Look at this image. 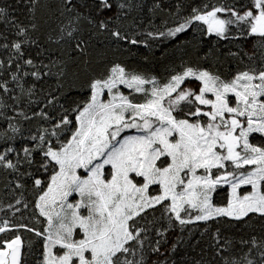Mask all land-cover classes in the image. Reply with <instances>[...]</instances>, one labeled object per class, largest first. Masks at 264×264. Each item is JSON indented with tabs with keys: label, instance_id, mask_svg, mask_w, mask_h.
<instances>
[{
	"label": "snow or ice",
	"instance_id": "6c2138e0",
	"mask_svg": "<svg viewBox=\"0 0 264 264\" xmlns=\"http://www.w3.org/2000/svg\"><path fill=\"white\" fill-rule=\"evenodd\" d=\"M27 3V25L10 19L8 9L0 7V23L10 25L20 38L11 44H0V48H11L20 59L24 45L40 47L34 36L38 25L31 22L40 0ZM133 7L138 5L131 0H60L54 8L50 6L61 23L48 39L52 40L54 35L56 43L75 40L71 51L86 55L91 38L86 40L83 35V25L87 24L92 34L108 33L115 42L147 46V40L129 39L118 26L120 19L127 17L124 10ZM218 13H225L227 18ZM194 21L203 22L208 34L221 39L230 38V25L246 26L248 36L261 38L259 66L255 52L244 53L249 65L230 79L210 68L182 66V71L173 69L175 74L161 84L155 75L113 62L88 79L84 86L90 95L86 101L78 102L68 99L80 80L81 68L75 57L53 58L48 64L41 62L40 67L32 58L24 60L35 70L23 72V76L31 75L35 80L54 76V92L59 93L45 95L47 105L60 109L54 121L46 111L33 113V117L52 122L51 129L41 128L32 134L31 147L18 150L9 145L0 153V165L18 173L22 163L29 167L37 165V171H51L47 181L36 178L33 182L39 193L35 208L47 221L43 231L26 224L16 226L34 231L43 239L39 264H169L177 244L173 242L170 248L162 250L168 229L155 228L156 221L147 220L148 210L157 205L170 224L174 217L181 226L216 217L240 221L250 213L264 216V146L250 142L253 133L264 136V0H250L247 6L238 8L223 4L211 10L207 5L203 10L193 8L192 14L182 18L176 27L166 32L148 31L146 37L176 36ZM229 55L237 57L239 53ZM12 63L10 57L8 64ZM83 63L87 65L88 61ZM3 65L0 60V68ZM15 67L19 73L21 65L17 63ZM16 73L12 74L13 80L21 79ZM186 78L200 82L198 92L181 88ZM6 84L0 83L5 92ZM120 85L142 94L143 102H134L132 93L125 95ZM20 87L23 89L22 84ZM34 87L28 88L29 94ZM105 94L108 99L102 98ZM61 98L64 104L59 103ZM31 118L24 115V119ZM13 119L9 117L8 128L0 130V139L14 141L20 133ZM66 130L71 135L65 138ZM127 130L135 132L125 134ZM9 131L12 135H8ZM12 152L17 153L15 163L7 158V153ZM245 166H251V170H244ZM214 169L220 174H214ZM220 184L231 188L226 206L213 203V193ZM242 185L250 186L251 191L239 194L237 190ZM22 186L17 183V187ZM153 190L156 194H152ZM73 194L79 197L75 201L70 200ZM189 210L198 214L192 216ZM4 223L0 233L8 230L9 222ZM153 230L158 237L154 243ZM214 239L216 255L223 264H264V239L241 240V245L251 247L240 257L224 255L232 242L225 239L221 243L218 230ZM22 244L20 235L0 241V264H22ZM254 249L258 260L249 258ZM195 264L203 262L197 260Z\"/></svg>",
	"mask_w": 264,
	"mask_h": 264
},
{
	"label": "trees",
	"instance_id": "16d2710c",
	"mask_svg": "<svg viewBox=\"0 0 264 264\" xmlns=\"http://www.w3.org/2000/svg\"><path fill=\"white\" fill-rule=\"evenodd\" d=\"M92 0H88L91 3ZM127 3L128 0H123ZM132 9H125L126 18H121L118 26L121 31H126L129 39L136 38L147 40V46L140 43L132 45L127 41L115 42L108 33L92 34L88 30L87 24L83 25V35L89 43L86 55H78L71 51V45L75 40L65 39L61 43L55 42V36L49 40L48 35L61 23L58 14L54 15L51 8H54L60 0H40V7L35 13V22L39 31L34 36L39 39L40 47L35 45H24V56L17 58V54L11 49L0 48V60L4 62L3 68H0V83L7 82L8 89L0 88V130L7 129L9 117L14 118L13 123L20 128L14 141L0 139V153L9 146L16 149H22L24 146L31 147L32 141L29 137L37 134L41 128L52 127V122L44 121L39 117H33L34 112L46 111L53 118L58 115L60 109L58 106H49L46 103L45 95L55 93L56 78L54 76L44 77L41 80H35L31 75L23 76V72L31 73V66L24 64V60L32 58L37 67L41 62L48 64L53 58L75 57L77 64L81 68L80 80L76 85L70 100L86 101L90 95L89 90L84 86L91 76L99 74L105 68L110 67L113 62L121 63L128 69H136L155 75L161 84L167 82L171 75L175 74L172 70L182 71V66L210 68L216 74L224 79H230L237 71L245 70L250 61L244 53L252 54L255 52L256 65L259 66L258 51L261 38L258 36H248L247 28L244 25H230V38L221 39L215 34L206 32V25L200 21H194L183 32L176 36L157 37L155 39L146 37V32L167 31L174 28L182 21V18L192 14L193 8L203 10L208 6L211 10L213 6L220 4L226 7L247 6L250 0H131ZM159 4V8L154 5ZM51 6V8H50ZM0 7H6L9 17L14 18L18 23L27 25L29 20V5L27 0H0ZM153 9V11H149ZM83 10V9H82ZM178 13V15H174ZM221 18H227L225 13H221ZM113 21V24H116ZM112 27V25H110ZM243 30L244 34L241 35ZM80 35V33H77ZM6 37L7 39H4ZM20 39L15 35V29L10 25L0 23V44H11L12 41ZM43 49V51H42ZM230 52H238L237 57L229 55ZM38 53H41L38 55ZM13 59L10 66L9 58ZM87 60V65L84 61ZM19 63L21 70L16 73L15 65ZM16 73L21 77L19 80H13L12 74ZM23 85L21 89L20 85ZM35 85L33 93H28V88ZM149 87V86H146ZM200 82L193 78H186L181 88H192L199 91ZM135 102L140 103L143 100L142 94H135ZM13 97H16L14 100ZM64 104V98L59 101ZM67 107V104H65ZM187 111V108L185 109ZM24 113L31 119H24ZM8 135H12L9 131ZM70 131H64L63 137L70 136ZM23 155V153H21ZM7 158L14 163L17 159V153H7ZM39 160V155L36 154ZM19 173L13 169H8L0 165V227L5 226L8 221L7 229L0 233V241L11 240L16 235H20L22 244V264H39L43 253V239L37 237L34 231H28L25 228H18L17 225L26 224L28 228L43 231L46 221L39 215L35 203L39 193L35 191L34 180L40 178L47 181L51 171L45 173L43 170L37 171V165L29 167L26 164H20ZM26 173H32L27 175ZM23 185L17 187V183ZM46 187V184H45ZM228 199L227 189H217L214 201L218 204H225ZM19 201V203H17ZM11 206V207H10ZM41 223L37 224L36 221ZM147 220H155V228L168 229L165 233L166 243L162 250L170 248L171 244H177L176 250L171 253L169 264H195L200 260L203 264H223L220 256L216 255V240L214 234L219 231L221 243L225 239L230 240L231 246L227 256L240 257L248 252V245H241V240L251 241L252 237L257 240L264 239V216L250 213L247 217L237 221L230 217H216L208 221H195L181 226L173 217L171 224L167 216L163 215V209L157 205L154 209L148 210ZM141 223H145L141 220ZM153 243L158 237L155 231L151 233ZM250 259L258 260L256 250L249 254Z\"/></svg>",
	"mask_w": 264,
	"mask_h": 264
},
{
	"label": "rangeland",
	"instance_id": "374dc122",
	"mask_svg": "<svg viewBox=\"0 0 264 264\" xmlns=\"http://www.w3.org/2000/svg\"><path fill=\"white\" fill-rule=\"evenodd\" d=\"M218 15L221 16V13H218ZM119 87H120L121 91H122L125 95H128L129 93H132V90H131V89H128V88H126V87L123 86V85H120ZM149 87H150V86H149ZM135 94H137V93H132V95H133L134 97H137ZM174 95H175V94H174ZM209 96H210V98H211V94H209ZM102 98H103V99H108V96L105 94ZM134 102H135V100H134ZM141 102H143V100H142ZM186 108H187V107L185 106V109H186ZM179 118H182V117H179ZM205 119H206V118H205ZM134 132H135V130H127V132H126L125 134H133ZM250 142L253 143V144H256L257 146H264V136H261V134H259V133H253V134L250 135ZM228 170L231 171L232 168L229 167ZM244 170H248V171H250V170H251V166H245V169H244ZM80 171H81V173L83 174V170H80ZM213 172H214V174H217V175L220 174V173H217V172L215 171V169L213 170ZM198 174H199V173H198ZM225 188L227 189V193L229 194V192L231 191V188H230L229 185H227V184H220V185L217 186V189H219V190H223V189H225ZM217 189H216V190H217ZM237 191L239 192V194L243 195L244 193L251 191V188H250V186H248V185H242L241 188L238 189ZM215 192H216V191H215ZM215 192L213 193V203L216 204L217 206H226L227 202H226L225 204H218V203H216V202L214 201ZM152 194H156V190H153ZM78 198H79V197H78L77 194H73V195L70 197V200H71V201H75V200L78 199ZM227 200H228V199H227ZM189 211L191 212V215H192V216H195L196 214H198L195 210H189ZM182 215H184V218H186V219L188 218V216H187L186 214H183V213H182ZM45 221H46V219H45ZM193 222H195V220H193ZM46 223H47V221H46ZM46 223H45V225H46Z\"/></svg>",
	"mask_w": 264,
	"mask_h": 264
}]
</instances>
